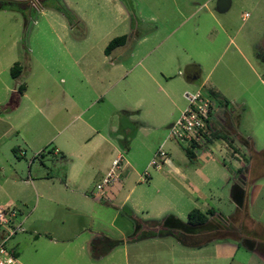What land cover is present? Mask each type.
<instances>
[{
  "label": "rangeland",
  "instance_id": "374dc122",
  "mask_svg": "<svg viewBox=\"0 0 264 264\" xmlns=\"http://www.w3.org/2000/svg\"><path fill=\"white\" fill-rule=\"evenodd\" d=\"M66 1L42 0L37 7L39 3L35 1L21 0L33 7L25 13L0 11V200L7 194L16 195L10 193L13 188L8 178L10 170L16 169L27 177L32 165V175L44 172L54 182L62 179L67 160L61 153L53 154L52 149L62 144L64 137L81 134L86 127L85 121L103 125L105 117L110 115L112 100H125L132 105L125 96L130 92L142 93L147 88L156 100L166 105L162 98L165 90L159 89L158 83L166 85L161 72H169L173 73L168 81L172 91L181 96L177 102L186 106L184 91H196L205 77L216 82L221 89L222 92H216L219 98L215 99L206 87L202 88L214 100L208 130L224 133L228 138H215L211 142L204 139L199 145L208 149L214 141L223 145V140L244 160V166L248 165L249 171L245 174L248 182L245 188L242 186L240 206L244 207L245 198L252 199V202L256 199L248 211L251 220L258 221L256 217L264 207V61L257 59L256 53L258 40L264 35V0H231L224 12L217 10V0H68L70 4ZM58 5L70 10L71 24L66 14L57 10ZM245 13H248L247 17H243ZM24 15L30 20L27 25ZM125 33H131L126 43L105 55L104 48L108 42ZM213 39L214 42L211 41ZM13 43L16 45L14 50ZM175 47L185 48L186 63H197L201 67L200 79L185 85L186 64L179 66L182 60L166 64L163 59ZM14 51L22 66V73L16 78L6 67L7 57ZM176 57L177 60L181 58L178 51ZM120 62L123 64L120 70L111 68L112 63ZM21 83L25 86L26 95H21L20 99L13 98L12 88L17 89ZM220 99L230 100L233 110L231 107L224 109L219 104ZM119 114L122 118L121 110ZM238 122L240 134L237 133ZM133 125L122 120L118 129L122 135L121 140H117L119 151L124 159L133 161L134 166L128 172H121L122 190L116 199L123 200L128 194L124 203L129 208L133 207L135 213L127 209L114 218L115 209L108 204L110 207H106L103 225L105 236L113 245L118 239L135 238L148 233L151 228H159L147 225L143 220L150 218V213H159L161 207L164 210L157 218L160 221L165 219L164 223L173 226L179 218L186 221L187 211L200 205L188 202V199L180 198L168 189L167 184L174 180L166 173L165 164L160 169L148 167L149 175L143 176L154 154L151 157L144 156L143 152L139 155L137 149L127 154L123 148L126 137L123 132L131 129L132 134L129 135L134 137L137 130ZM146 132L141 131L135 145L137 142L140 144V138ZM249 140L252 149L247 152ZM167 143L164 150L170 145L177 153L187 156L186 144L173 138H169ZM17 145L25 148L24 157L19 158L15 154L13 148ZM212 147V155L222 161L223 148ZM196 150L193 149L194 152ZM187 158L189 165H196L194 158ZM228 164H235V159ZM88 178L93 182V176ZM232 179L229 184L227 180L215 181L225 196L220 203L225 213H230ZM255 180L260 186L254 183ZM26 198L22 218L32 209L37 197L31 191ZM18 202L15 203L19 206ZM37 210L33 213L35 216L40 211ZM64 213L71 214L68 211ZM244 214L241 211L230 220H221L218 226L231 225L234 217L241 223L247 212ZM262 217L263 221L259 220L256 225L262 235L257 236L259 233L256 232L249 236L264 240V210ZM22 218L18 220L24 223ZM70 219L66 218L67 225L72 221ZM24 227L27 228L26 222ZM118 228L124 230L122 235ZM23 232H17L7 245L28 234V228ZM252 245L260 249L264 247L261 242ZM119 254L116 252L109 259L113 262Z\"/></svg>",
  "mask_w": 264,
  "mask_h": 264
},
{
  "label": "crops",
  "instance_id": "0c3cea01",
  "mask_svg": "<svg viewBox=\"0 0 264 264\" xmlns=\"http://www.w3.org/2000/svg\"><path fill=\"white\" fill-rule=\"evenodd\" d=\"M66 2L69 3L68 0ZM130 34H127V39ZM211 41L214 42V39ZM263 43L264 35L258 40V47ZM14 46L16 49L15 43L12 45L13 50ZM177 51L181 57L179 60L176 57ZM104 54L108 55L105 51ZM185 57V48L175 47L167 52V57L163 60L167 65L176 61L179 63L180 60L182 62L179 66L182 67L183 64H186L185 69L187 72L183 80L186 85L187 82L200 79L201 67L197 63H186ZM7 58L6 67L10 70L13 63L18 61V58L15 51L12 54L9 53ZM122 65V62L119 64L112 63L111 68L120 70ZM21 73L22 70L19 76ZM161 73L166 85H160V83L158 85L159 89L165 90L162 98L166 105L156 100V97L147 88L142 93L141 91L136 94L130 92L131 97L129 95L125 97L132 105H128L125 100H112L109 106L111 108L110 115L105 117L106 120L103 125H94L85 121L86 127L81 134L64 137L62 144L56 145L54 150L52 149L53 154L61 153L62 158L67 160L65 172L62 179L58 178L59 181L54 182L44 172L32 175V165L28 169L27 177H23L16 169L10 170L8 178L13 185L10 193L16 195L7 194L6 197L0 200V206L5 204L16 205L20 210V218H22L25 210L22 206L26 202V197L30 196L31 191L37 197L32 209L22 218L23 226L26 222L28 234L25 233L27 231L25 227V232H23L25 234L18 239L15 238L8 245L15 250L20 264H264V247L260 249L252 245L254 242L257 244L264 243V240L257 238L263 232L259 233L258 226H256L259 224V220L263 221L264 207L258 213L257 221L253 218L251 220V214L248 211L250 207L252 208L256 199H254L255 202H252V199L250 201L245 198L244 207L242 208L233 200L231 195L228 206L230 213H225L220 205L222 197L225 198V196L222 189L215 185V181L227 180L229 184V180L233 178L232 185L240 183L244 187L248 182L245 174L249 171L248 165L244 166V160L238 153L233 152L229 144L223 140V145L214 141L207 147L208 149L198 147L194 152L195 166L189 165L187 156L177 153L170 145L166 149L168 153V160L164 163L166 173L174 180V182L167 184L168 189L180 198L188 199V202L200 204L194 208H198L202 212H207L209 209L214 210V214L208 216L205 225L199 227L187 225L185 228L180 227L179 229V226L164 224L161 222L162 220L160 221L157 218L159 217L158 214L164 210L161 207L159 213H150L151 217L143 220L145 224L160 226L161 229L160 227L156 229L149 227L152 231L149 230L148 233L135 236V238L118 239L115 245L111 244L110 240L106 238V228L103 224L106 221V207H110L108 204H111L115 209L114 218H117L120 213L127 209L131 213H135L133 207L129 208L127 203H124L127 202L128 194L123 200L116 199L122 190L120 180L106 186L102 197L96 198L94 193L96 184L110 167L113 158L120 153L122 154L117 143V140H121L122 136L118 133L120 123L122 120L124 123H134L133 127L137 130V132L133 131L134 137L129 135L132 134L131 129L123 132L126 136L124 137L123 148H125L127 154L133 149H137L139 155L143 152L144 156L149 155L151 157L160 146L164 148L165 144H169L167 141L171 137H169L168 128L186 107L183 102H177V100H181V96L174 94L168 82L169 79H172L173 73ZM148 74L150 73L148 72ZM205 81L207 82L205 83ZM204 87L207 91L222 92L217 83L210 81L207 77L199 82V89L202 90ZM11 91L12 95H17L18 99L21 95H26L25 88L22 93H19L16 88H12ZM135 97L138 98L134 99ZM120 110L123 112V119L119 114ZM238 127L239 122L237 123V133L240 134ZM144 130L147 131L146 135L140 138V144L137 142L135 145V140ZM15 131L20 133L17 129ZM150 136L152 137L150 138ZM247 138L250 137L247 136ZM244 142L246 143V141ZM246 144L249 147L248 152L252 149L250 140ZM212 145L223 148L224 157L222 161L212 155ZM13 149H15V154L19 158L26 155L25 148L20 145L15 146ZM234 159L235 164H228V161ZM210 161H213V163H210ZM132 163L133 161L125 159L124 170L126 172L134 166ZM241 168H243V171L239 173ZM88 176H93L94 183L89 181ZM241 176L243 179H241ZM203 184H206V186L204 187ZM256 185L260 186L258 182H256ZM183 190L188 194L186 195ZM15 196H18V199L14 200ZM17 200L19 206L15 203ZM110 200L113 201L110 202ZM115 201L119 204L113 203ZM133 206L136 207L135 204ZM36 210L39 213L35 216L33 213ZM253 210H257V208L253 207ZM64 211L71 214L66 215ZM241 211L243 214L247 212V216L241 220L242 224L234 217L231 225L226 223L225 226H218L221 220H230L232 216ZM68 217L72 221L67 225L66 218ZM152 220H158V222H152ZM179 220L181 219L179 218ZM181 222L185 223L186 221L181 220ZM160 230L164 233L157 234L158 231L162 232ZM117 231L121 235L124 232L121 228H118ZM173 232L182 233L184 238L189 240L184 239L182 241ZM256 232L259 233L256 237L249 236L250 234H256ZM96 239L99 240V243H93ZM105 239H108V249L104 248L103 241ZM116 252L120 254L117 260L112 262L109 258Z\"/></svg>",
  "mask_w": 264,
  "mask_h": 264
},
{
  "label": "built area",
  "instance_id": "2783aa9c",
  "mask_svg": "<svg viewBox=\"0 0 264 264\" xmlns=\"http://www.w3.org/2000/svg\"><path fill=\"white\" fill-rule=\"evenodd\" d=\"M247 16L248 13H245L243 17ZM183 96L187 101V106L170 125L169 137L189 147L193 144H201L202 140L210 137L208 128H210V114L214 100L201 89L194 92L185 90ZM167 160L168 153L160 146L151 158L148 167L159 169ZM124 167L125 159L120 153L113 158L110 167L96 184L94 192L96 197H102L106 186L120 180ZM148 167L143 172L144 177L149 175ZM18 218H20V210L16 205L0 206V264H20L15 250L7 245L17 232L25 231V227Z\"/></svg>",
  "mask_w": 264,
  "mask_h": 264
},
{
  "label": "trees",
  "instance_id": "16d2710c",
  "mask_svg": "<svg viewBox=\"0 0 264 264\" xmlns=\"http://www.w3.org/2000/svg\"><path fill=\"white\" fill-rule=\"evenodd\" d=\"M31 1L32 2L35 1V2L39 3L38 6L35 5V6L39 7L40 2L42 0H31ZM30 7H33V6H28L27 4L25 5V2L23 3V2H21V0H0V11L1 10H9V11L18 10L20 12L25 13L26 10L29 9ZM56 8H57V10L62 11L64 14H66V17L69 20V24H71L72 22H71V19H70V16H69L70 10L68 8H66L65 6H62V5H58V6H56ZM29 21L30 20L28 19V17L26 15H24V23H25V25H27V23H29ZM127 37H128L127 34H122V35H119V36H116V37L112 38L108 42V44L106 45V47L104 49L105 53L108 54L113 48L124 44L126 42V40H127ZM256 56H257V58H259L262 61H264V43L257 48ZM21 70H22V66H21L20 62L19 61H15L13 63V65L11 66V68H10L11 76L15 77V78L18 77L20 72H21ZM24 88H25V86H23L22 83H21V84L18 85L17 90H18L19 93H22ZM209 93H210V95L213 98H215V99L219 98L218 95L214 91H209ZM12 97L18 99L17 95L12 96ZM219 104L223 105L222 107L224 109H228L229 110L230 107H231V110H233V108L231 106L232 104L229 103L228 100L220 99ZM209 127H210V125H209ZM215 138H217V139L218 138L227 139L228 137L224 133L213 131V132H210V137H208L207 141L211 142ZM198 147H200L199 144H193L191 146V148H189V147L184 148L185 151H186L187 156L189 158H194L193 149L194 148H198ZM13 150L15 152V149H13ZM242 171H243V168H241L239 170L240 173ZM242 193H243L242 185L240 183H235L233 185V187H232V198L239 205L241 203ZM212 214H214V210H212V209H209L207 212H202L198 208H193V209H191L188 212L186 222L183 223V222H181V220L177 219V222H176L175 226L176 227L179 226L178 227L179 229H180V227L181 228H185V226H187V225H192L193 227H196V226L199 227V226L205 225L207 223V221H208V216L212 215ZM153 221L156 222V223L158 222V220H152V222ZM161 222L164 223L165 219H163ZM164 224H166V223H164ZM159 233L163 234L164 232H159L158 231L157 234H159ZM173 234H175L178 239L184 241L185 238L182 235V233L173 232Z\"/></svg>",
  "mask_w": 264,
  "mask_h": 264
},
{
  "label": "water",
  "instance_id": "95a60500",
  "mask_svg": "<svg viewBox=\"0 0 264 264\" xmlns=\"http://www.w3.org/2000/svg\"><path fill=\"white\" fill-rule=\"evenodd\" d=\"M230 3H231V0H217V10L219 12L226 11L229 8ZM93 243H99V240L96 239V240H94ZM103 244H104V248L105 249H108L109 248L108 239H105L103 241Z\"/></svg>",
  "mask_w": 264,
  "mask_h": 264
}]
</instances>
